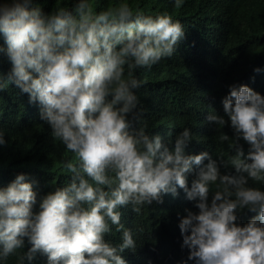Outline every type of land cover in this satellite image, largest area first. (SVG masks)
Wrapping results in <instances>:
<instances>
[{
	"label": "clouds",
	"instance_id": "9594fccd",
	"mask_svg": "<svg viewBox=\"0 0 264 264\" xmlns=\"http://www.w3.org/2000/svg\"><path fill=\"white\" fill-rule=\"evenodd\" d=\"M0 35V52L12 64L6 78L0 75V91L15 85L38 103V122L75 157L63 163L70 180L44 196L38 211L24 174L0 189V261L28 240L19 264H31L36 253L46 264H264V190L249 184L264 185V58L231 73V60L221 72H207L190 55L170 78L196 112L175 124L144 121L149 134L133 127L143 83L134 72L171 58L185 37L168 13L143 15L126 2L96 12L92 0H77L71 10L48 14L34 0H3ZM211 123L234 130L232 138L219 136L232 148L226 161L218 142L204 138L211 156L188 146ZM181 190L197 210H186L180 223L181 213L174 215L180 257L137 246L119 209L131 205L139 214ZM244 210L256 215L238 226ZM112 226L122 236L105 239Z\"/></svg>",
	"mask_w": 264,
	"mask_h": 264
},
{
	"label": "trees",
	"instance_id": "16d2710c",
	"mask_svg": "<svg viewBox=\"0 0 264 264\" xmlns=\"http://www.w3.org/2000/svg\"><path fill=\"white\" fill-rule=\"evenodd\" d=\"M3 2V0H0ZM77 0H34L45 13L50 14L57 8L71 10ZM95 11H102L109 6H116L121 2L129 3L134 11L143 15L157 16L168 13L174 21L182 23L185 37L178 43L174 55L164 58L151 68L136 69L134 75L141 80L142 86L136 90L138 107L134 128L144 127L150 134L149 127L144 121L158 123L160 118L167 123H176V117H190L195 111L193 103L189 102L186 90L171 80L170 73L176 71L190 55H194L200 67L207 72L217 69L224 70V66L232 61L228 67L231 73L240 71L245 64L256 59L264 58V0H182V6L177 8L175 0H92ZM248 29L252 34H248ZM0 47L6 50L2 35ZM12 69L6 51L0 52V75L5 78ZM169 90L174 101H170L162 86ZM223 87L220 94L225 90ZM206 109V108H204ZM41 108L38 103H30L29 96L23 94L15 85L9 84L0 91V130L5 133L6 144L0 146V189L6 188L17 175L24 174L26 182L33 184L37 193V205L34 211L39 210L40 200L57 187H63L71 177L63 163L67 160L75 162L74 154L55 140L52 132L38 122ZM196 112V111H195ZM217 115L223 116L220 112ZM41 118V117H40ZM224 132L230 138L234 130L227 124L225 127L211 123L204 131L203 136H192L188 144L191 150L197 152L210 150L205 141L214 144L218 142L224 147L222 160H227L232 154L229 142H221L220 134ZM178 133H175L177 136ZM240 145L248 151V145L241 139ZM227 172L234 173L228 168ZM193 178L188 176V180ZM253 187L264 185L249 181ZM163 203L153 202L144 205L139 214L132 211V206L121 207V223L126 229H131L136 245L161 252L173 253L180 257L183 251V238L180 229H175L173 218L181 213L178 222L187 215L186 210L195 211L196 201H190L181 190L175 196H163ZM211 200V194L209 201ZM256 213L244 210L237 215L238 226L246 225ZM121 237L122 232H116L115 226L105 236ZM29 242L25 240L23 249L10 256L0 264H19L18 257L27 253ZM46 257V255H43ZM42 256V257H43ZM24 264H29L25 260ZM31 264H46L36 253Z\"/></svg>",
	"mask_w": 264,
	"mask_h": 264
},
{
	"label": "rangeland",
	"instance_id": "374dc122",
	"mask_svg": "<svg viewBox=\"0 0 264 264\" xmlns=\"http://www.w3.org/2000/svg\"><path fill=\"white\" fill-rule=\"evenodd\" d=\"M245 31L248 33V34H252V32L248 29H245Z\"/></svg>",
	"mask_w": 264,
	"mask_h": 264
}]
</instances>
